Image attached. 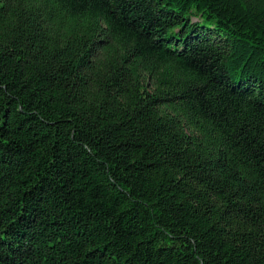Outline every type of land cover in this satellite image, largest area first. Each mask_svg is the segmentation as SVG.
Masks as SVG:
<instances>
[{"label":"trees","instance_id":"16d2710c","mask_svg":"<svg viewBox=\"0 0 264 264\" xmlns=\"http://www.w3.org/2000/svg\"><path fill=\"white\" fill-rule=\"evenodd\" d=\"M0 264H264V0H0Z\"/></svg>","mask_w":264,"mask_h":264}]
</instances>
